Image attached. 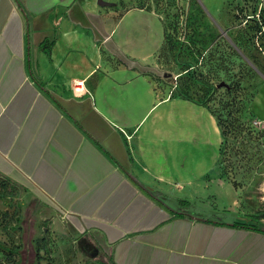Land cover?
<instances>
[{"label":"crops","instance_id":"1","mask_svg":"<svg viewBox=\"0 0 264 264\" xmlns=\"http://www.w3.org/2000/svg\"><path fill=\"white\" fill-rule=\"evenodd\" d=\"M131 12L164 27L146 7L113 20L90 0H0V173L114 264H264V227L218 176L215 117L158 87L162 43L126 50Z\"/></svg>","mask_w":264,"mask_h":264},{"label":"rangeland","instance_id":"2","mask_svg":"<svg viewBox=\"0 0 264 264\" xmlns=\"http://www.w3.org/2000/svg\"><path fill=\"white\" fill-rule=\"evenodd\" d=\"M90 1L113 20L132 7L162 19L164 27L150 14H124L117 37L134 28V42L125 43L129 52L155 51L162 43L146 64L158 87L198 100L228 127L218 176L234 185L250 221L264 210V0ZM257 220L264 225V217ZM0 241L10 251L0 249V264H97L102 258L93 236L75 235L61 212L2 173Z\"/></svg>","mask_w":264,"mask_h":264},{"label":"trees","instance_id":"3","mask_svg":"<svg viewBox=\"0 0 264 264\" xmlns=\"http://www.w3.org/2000/svg\"><path fill=\"white\" fill-rule=\"evenodd\" d=\"M171 95H173L172 94V91H171ZM179 96H181V95H179ZM183 97H186V96H183ZM188 98H190V97H188ZM191 99H194V98H191ZM194 100H196V99H194ZM196 101H198V100H196ZM215 117L217 119L216 121H217L218 126L221 128V134L224 137L226 135L227 131H228V127L227 128H222V121H221V119L217 115ZM227 124H229V122ZM220 148H221V145L219 147V153H220ZM251 216L253 218H255L256 221H258L257 219L264 217V210H262V209L256 210L255 213L253 215H251ZM253 218H251V220L248 223H246V224L248 226H252L253 225L254 227H256L257 226V223H256V221ZM235 224H237V223H235ZM262 227H264V225H262ZM97 247L101 251V254H102V258H99V259L97 258L99 260L97 264H114V262L112 260V256L109 253H106L103 250V248L101 247V245H97ZM0 249L3 250V251H9V247L5 243H3L1 241H0Z\"/></svg>","mask_w":264,"mask_h":264},{"label":"built area","instance_id":"4","mask_svg":"<svg viewBox=\"0 0 264 264\" xmlns=\"http://www.w3.org/2000/svg\"><path fill=\"white\" fill-rule=\"evenodd\" d=\"M81 82L80 81H73V87L75 90L80 89L81 88Z\"/></svg>","mask_w":264,"mask_h":264},{"label":"water","instance_id":"5","mask_svg":"<svg viewBox=\"0 0 264 264\" xmlns=\"http://www.w3.org/2000/svg\"><path fill=\"white\" fill-rule=\"evenodd\" d=\"M97 1H98V3H100V4H104V3H105L103 0H97Z\"/></svg>","mask_w":264,"mask_h":264}]
</instances>
